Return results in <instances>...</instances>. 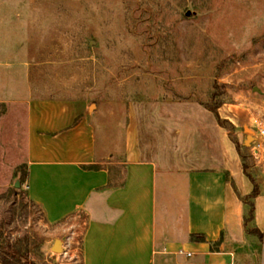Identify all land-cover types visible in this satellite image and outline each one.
<instances>
[{
	"label": "rangeland",
	"instance_id": "374dc122",
	"mask_svg": "<svg viewBox=\"0 0 264 264\" xmlns=\"http://www.w3.org/2000/svg\"><path fill=\"white\" fill-rule=\"evenodd\" d=\"M180 1L188 0H0V195L8 193L0 198V235L30 237L50 264H82L81 216L78 225L48 223L21 183L30 100L95 104L100 156L115 163L157 159L167 173L185 172L234 145L199 101L218 83L227 98L219 115L227 120L229 104L264 101V0H198L199 11ZM229 121L243 134V121ZM250 154L248 170L259 183L264 160ZM14 188L20 196H9ZM246 200L250 219L254 194ZM57 239L69 241L68 255H52Z\"/></svg>",
	"mask_w": 264,
	"mask_h": 264
},
{
	"label": "crops",
	"instance_id": "0c3cea01",
	"mask_svg": "<svg viewBox=\"0 0 264 264\" xmlns=\"http://www.w3.org/2000/svg\"><path fill=\"white\" fill-rule=\"evenodd\" d=\"M228 110L233 116L226 118L243 121V134L236 135L245 145L250 127L251 151L261 163L264 144L257 152L255 140L264 129V101L247 97ZM91 116L82 98L33 99L27 105L28 196L50 224L66 219L73 226L81 216L83 264H264V177L249 219L246 198L254 184L233 141L213 163L167 173L157 159L122 156L115 163L101 157ZM95 163L104 167H83ZM110 166L122 167V186H109ZM159 193L165 206L160 216ZM194 234L207 241L191 240Z\"/></svg>",
	"mask_w": 264,
	"mask_h": 264
},
{
	"label": "trees",
	"instance_id": "16d2710c",
	"mask_svg": "<svg viewBox=\"0 0 264 264\" xmlns=\"http://www.w3.org/2000/svg\"><path fill=\"white\" fill-rule=\"evenodd\" d=\"M190 4L194 6L195 10L197 11L201 10L202 8V4L199 3L198 0L180 1L179 6L185 10L189 8ZM173 47L177 48L178 44L175 43ZM190 91H192V89ZM195 92L197 93V91ZM174 94H175L174 98H181V97L184 98L183 95H181L183 93L179 94L180 96H177L175 92ZM223 95L224 93L221 92L219 89V84L215 83L213 89L209 93L208 99L200 100L199 102L201 104H204L209 111L215 114L219 125H221L222 127L226 128L229 131L231 135V140L235 143L242 157L244 168L254 184L253 194L254 196H256L259 194V185L254 175L248 170L249 167H251V163H250L251 147L246 146L245 144L241 143L238 136L235 133L236 132L235 125L231 121L221 118V116L219 115V108L222 106V104L227 102V98H224ZM189 96L190 95H187V96L185 95V100H188ZM82 99H85V98H82ZM181 100L183 101V99ZM94 101L97 104L99 103V99H96ZM108 160L111 161L110 159ZM83 167L86 169L98 170V169L103 168L104 165L100 163H95V164H90V165H84ZM110 170H111V179L109 182V186L110 187L122 186L124 184V179L122 176V167L110 166ZM17 171L20 172L19 170ZM27 179H28V168L26 164L25 172L21 177V183L25 184L27 182ZM19 192L21 191L14 188V190L11 193H9V196H12V197L20 196L21 193ZM7 194L8 193L0 195V198L7 196ZM25 194L28 196L27 191L25 192ZM29 200L31 204L36 206L38 209H41L45 217L42 207L39 204H37L35 201H33L32 199L29 198ZM45 220L47 221L46 218ZM65 220L66 219H63L59 223ZM261 236L263 237V235ZM191 240L202 242V241H207V238L205 235L194 234V235H191ZM220 242H221V239L218 242H216L215 245H219ZM47 253L48 251L45 253L44 250H39V248L34 247V244L30 237H22L16 241H12L9 237L5 236L3 233L0 235V263H3V264H50L45 257Z\"/></svg>",
	"mask_w": 264,
	"mask_h": 264
},
{
	"label": "water",
	"instance_id": "95a60500",
	"mask_svg": "<svg viewBox=\"0 0 264 264\" xmlns=\"http://www.w3.org/2000/svg\"><path fill=\"white\" fill-rule=\"evenodd\" d=\"M256 89H257V87H256ZM95 106H96L95 104H93V105L91 106V111H92V109H93ZM249 140H253L252 135L249 136V138H248V140H247V142H246V145H248V146L251 145V143H249ZM16 186H20V182H19V181L17 182ZM53 251L56 252V253H62V251H63V241H62L61 239H57V240H56V242H55V244H54V246H53ZM0 264H3V263H0Z\"/></svg>",
	"mask_w": 264,
	"mask_h": 264
},
{
	"label": "built area",
	"instance_id": "2783aa9c",
	"mask_svg": "<svg viewBox=\"0 0 264 264\" xmlns=\"http://www.w3.org/2000/svg\"><path fill=\"white\" fill-rule=\"evenodd\" d=\"M261 135L264 136V129L261 131ZM255 147H256L255 151L258 152L263 147V143L261 141H258ZM69 248H70L69 241L64 240L63 241V251L62 253H57V254H62V256H66L69 254V251H70Z\"/></svg>",
	"mask_w": 264,
	"mask_h": 264
}]
</instances>
